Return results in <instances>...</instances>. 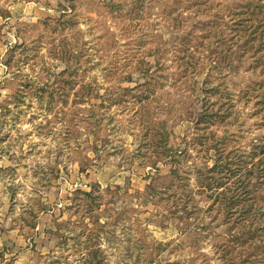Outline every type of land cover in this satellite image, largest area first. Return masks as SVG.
Segmentation results:
<instances>
[{"label": "rangeland", "instance_id": "374dc122", "mask_svg": "<svg viewBox=\"0 0 264 264\" xmlns=\"http://www.w3.org/2000/svg\"><path fill=\"white\" fill-rule=\"evenodd\" d=\"M247 1L0 0V264H224L242 248L212 200L187 219L167 188L175 168L207 184L216 140L263 155L264 32ZM163 138L184 151L173 167L153 166ZM262 171L244 202L264 250Z\"/></svg>", "mask_w": 264, "mask_h": 264}, {"label": "trees", "instance_id": "16d2710c", "mask_svg": "<svg viewBox=\"0 0 264 264\" xmlns=\"http://www.w3.org/2000/svg\"><path fill=\"white\" fill-rule=\"evenodd\" d=\"M195 3L200 4L199 1ZM246 5L248 7V13H253V15L256 16L258 24L260 27H263L262 32H264V0H248ZM44 24L46 25V23ZM62 25L64 26V24ZM68 25L71 28L73 25H75L74 18L69 19ZM262 39L264 38H259V40L264 41ZM249 43V40H247L244 45L248 46ZM262 47L264 48V44ZM259 50H261V47L256 49V51ZM63 53L65 54L64 56L69 59L77 57L72 48H65V51H63L62 54ZM258 59L260 60L261 57ZM149 84L150 80L146 82V86L150 88L149 91L153 92L154 90ZM263 97L264 95L256 94V98L258 99L256 106H261V110H264ZM136 98L140 99L139 101L143 100L140 96H136ZM259 101H263L261 105H259ZM204 116L206 123H209L211 120H208L212 118V115L208 116L204 114ZM202 123L204 122L202 121ZM197 143H200L202 146L205 145L201 138H197ZM153 144L156 148L163 149L159 156H157L156 163L153 166L165 158H170L172 160L170 162L172 167L184 160V158H180L182 157L184 151H181L180 156H177L178 150L174 149L172 146H169L165 138L155 140ZM225 144V141L222 142V140L219 139L212 144L211 148H209V151H213L212 158L215 160V164L212 168H208V176L205 177V180L209 181L207 184H204L201 178H198L196 185L192 186L190 181L188 182L186 175H182L180 170L175 168L172 170V174L175 179H173L171 186H169L167 189L171 191L170 194L174 198L176 212L183 213L182 215L186 216L187 219H190L192 214H196V210L200 211L198 208L199 203H207L210 200L213 201L209 207L210 210L216 209L217 211L224 213L225 217L227 218V223L230 224L234 232L238 233L237 237L232 236L233 240L240 242V247H242L237 249L235 248V245H232L230 248H223V256L221 257V261L224 264H264V250H262V248L256 244L259 238L258 233L261 231L262 226L257 225L255 220L250 221V219L255 216V213L253 212V206L244 202L245 196L247 197V193L251 191L249 186L250 182L247 183V181L250 180L245 179L252 178V176H256L257 172L262 171L263 168L260 166L264 164V149L260 151V153L263 154L261 155L262 157H260V160L255 163L252 162L253 164H251V162H246L242 155L239 156L241 159H235L233 155L239 153L240 149L236 147H230V149L227 150ZM186 153L187 152L185 151V154ZM259 154L254 152L250 159L254 160L259 156ZM233 158L235 160H233ZM199 173H203V170H200ZM262 173L264 176V171H262ZM245 174L249 175L244 176ZM256 177H260V175L258 174ZM253 187L255 192L258 191L255 186ZM149 189L155 190L152 183L149 185ZM82 194H84L89 200H93L97 206H99L101 203V195L95 197V193L93 192H83ZM197 195L201 197L200 201H196ZM242 234L244 236H250L251 238L248 240L250 242L240 238V235ZM254 239L256 240L255 243L253 242ZM233 240L231 243H233ZM246 244L250 247L243 248ZM98 264H101V262Z\"/></svg>", "mask_w": 264, "mask_h": 264}]
</instances>
